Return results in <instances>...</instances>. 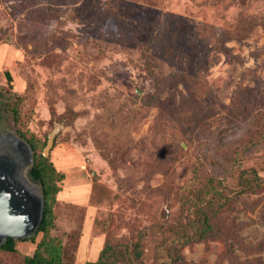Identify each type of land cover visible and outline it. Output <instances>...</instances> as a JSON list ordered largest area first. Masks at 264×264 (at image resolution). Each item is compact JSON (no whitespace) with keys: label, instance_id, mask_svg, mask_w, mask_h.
Instances as JSON below:
<instances>
[{"label":"rangeland","instance_id":"obj_1","mask_svg":"<svg viewBox=\"0 0 264 264\" xmlns=\"http://www.w3.org/2000/svg\"><path fill=\"white\" fill-rule=\"evenodd\" d=\"M4 128L34 140L57 191L45 235L0 249V264H25L43 236L63 264L106 242L156 264L192 179H264V0H0ZM212 222L172 264H264V183Z\"/></svg>","mask_w":264,"mask_h":264},{"label":"trees","instance_id":"obj_2","mask_svg":"<svg viewBox=\"0 0 264 264\" xmlns=\"http://www.w3.org/2000/svg\"><path fill=\"white\" fill-rule=\"evenodd\" d=\"M145 64H157L149 54H145ZM156 64V66H155ZM149 72L152 73L150 70ZM153 78L158 81V72H153ZM9 109L16 115L14 105ZM20 138L26 143L31 152V163L25 174L40 184V195L42 199V215L39 226L35 231L24 238L7 239L1 244L0 249L10 251L14 249L17 240H33V235L42 232L45 235L52 217L50 202L57 191L54 179V168L51 162L43 156L41 150L31 138L19 132ZM237 181L228 184L224 179L213 178L199 174L192 179L191 183L184 186L185 192L189 195L181 200L178 209L174 212L169 222L163 221L160 227L159 238L163 237L166 250L160 251L162 259L156 264H172L181 260L180 250L183 246L206 239L216 232L212 222L215 214L226 206L233 198L241 193L253 191L259 188L264 179L260 177L254 167L240 168ZM199 173V172H198ZM202 179V180H200ZM192 192V193H191ZM134 243H110L106 242L95 260L86 261L83 264H144L141 260V251ZM25 264H63L59 257V248L51 240L41 237L37 242L34 251L24 256Z\"/></svg>","mask_w":264,"mask_h":264},{"label":"flooded vegetation","instance_id":"obj_3","mask_svg":"<svg viewBox=\"0 0 264 264\" xmlns=\"http://www.w3.org/2000/svg\"><path fill=\"white\" fill-rule=\"evenodd\" d=\"M0 159L7 160L12 165V170L15 176L11 179L19 182L10 183L9 189H11L14 194H16V190L22 186L26 189V196L30 199L24 202L26 205L25 213L27 214V217L24 218V220L28 223H32L36 218L38 198L41 197L40 184L25 174L27 167L31 163V152L26 143L20 138L19 131L15 128L0 129ZM12 202L14 205L21 203L16 198L12 199ZM2 203L3 201L0 200V211ZM3 221V216L0 214V230L4 229ZM39 224L40 221L38 222L36 228ZM6 239L7 238H5L1 244Z\"/></svg>","mask_w":264,"mask_h":264},{"label":"water","instance_id":"obj_4","mask_svg":"<svg viewBox=\"0 0 264 264\" xmlns=\"http://www.w3.org/2000/svg\"><path fill=\"white\" fill-rule=\"evenodd\" d=\"M52 138L53 133H50L43 150L45 155L48 148L51 146ZM14 176L12 165L7 160L0 159V200L3 201L0 214H2L4 219V229L0 230V244L7 237L18 239L31 235L35 231L42 215V200L41 197H39L35 221L28 223L24 220V218L27 217L25 213L26 205L24 202L28 201L30 198L26 196V189H24L21 184L22 187L16 190V194L9 189L10 183H19L11 179ZM15 198L21 203L14 205L12 199Z\"/></svg>","mask_w":264,"mask_h":264}]
</instances>
